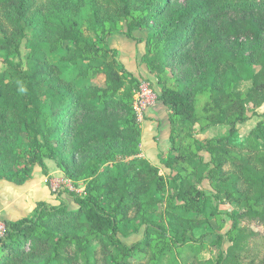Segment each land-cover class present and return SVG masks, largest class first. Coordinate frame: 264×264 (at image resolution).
Returning <instances> with one entry per match:
<instances>
[{
  "label": "trees",
  "instance_id": "1",
  "mask_svg": "<svg viewBox=\"0 0 264 264\" xmlns=\"http://www.w3.org/2000/svg\"><path fill=\"white\" fill-rule=\"evenodd\" d=\"M86 24L96 35L123 27L131 40L149 31L165 60L204 35L195 74L209 94V115L197 112L195 92L163 88L157 97L171 122L164 163L170 178L140 157L133 97L141 84L114 49L83 31ZM31 29L24 70L15 59ZM1 50L10 75L0 74V181L23 186L39 167L50 184L51 159L73 183L88 182L83 194L68 190L73 208L39 202L31 217L4 221L1 264H33L32 254L51 256L42 264H127L137 253L143 264H214L200 257L217 235L211 219L218 210L198 187L204 180L241 208L229 233H239L240 242L217 264H264V119L245 139L238 130L249 121V106L264 105V0H0ZM239 69L250 74L246 94L234 89ZM90 70L104 78L105 89L78 85ZM213 114L220 116L215 122ZM220 125L231 127L229 136L195 138L197 126L203 132ZM62 133L63 145L54 144ZM167 193L173 195L159 215ZM141 230L137 245L119 238Z\"/></svg>",
  "mask_w": 264,
  "mask_h": 264
},
{
  "label": "rangeland",
  "instance_id": "2",
  "mask_svg": "<svg viewBox=\"0 0 264 264\" xmlns=\"http://www.w3.org/2000/svg\"><path fill=\"white\" fill-rule=\"evenodd\" d=\"M83 29H84L83 31L86 34L90 35L96 41H98L100 46H104V45L109 46L108 40L114 35L120 34L127 37L122 33L123 27L121 28L120 26L118 27L108 26L105 31L101 30L97 35L89 28L87 24L84 26ZM113 31H117L119 33H115L114 35H112ZM32 33H33L32 29L28 30L27 39L23 41L20 53L15 59V63L21 65V67L24 70H28V61L30 54V50L28 48L29 47L28 42L29 39L32 38ZM58 39L59 38L56 37L55 40ZM134 39H135L134 41H136L138 44H142L144 46L143 53H139L136 55L138 70H139L137 74L138 76L133 75L139 81L141 87L144 86L150 87L151 90L153 91V94L157 97L158 94L156 91L162 93L163 88L171 89L175 91L188 90L195 92L194 101L197 112L199 113V115L203 117L205 116L207 117L209 114H207L204 109L209 101V94L207 93V91L203 92V90H206V88L200 87L198 85L195 74L196 58L200 55V53L202 52V50L205 48L206 45V40L204 35L198 32L188 45H184L181 48H178V50L174 51L170 56V58L166 60L162 52H160L162 48L156 46L157 39L153 40V37L149 31L143 30V31L135 32ZM104 40H106V43ZM5 54H6L5 51L2 50L0 51V74L3 75L6 74V76L8 77L10 75V66L7 62V57ZM112 54L113 57L117 58L116 59L117 62L123 66L120 60V55L116 49L115 52L113 51ZM256 70L258 69L256 68ZM146 76L150 77L152 80H150V78L146 79L145 78ZM248 77H250L248 71L244 69L243 70L239 69V71H237L234 76V82H235L234 89L241 91L243 94H246L249 88H251L252 86V82L248 80L250 79ZM126 80H128V78ZM226 81H227V77L225 79V82ZM77 83L80 87L89 85V86H97L103 89L106 88L104 78L99 77V74H97L93 70H90L88 77L79 79ZM141 87L139 88V90L134 91L133 106L136 99L138 98V94L140 92ZM154 105L150 107L152 108ZM248 109H249L248 115L250 117L249 118L250 121L251 120L256 122L263 121L264 118L262 117L264 116V107L259 110L257 108H253L249 106ZM216 115L217 114H213V117L210 115V117L212 118L211 119L212 122H215L214 118L218 116ZM143 119L145 120V117ZM207 123L208 122H205L204 125H206ZM140 126H141V121H140ZM200 129L201 128L199 126L196 127L195 131L197 134L195 138L198 140V137H200L199 141L204 142L208 139L204 140L203 139L204 136L203 135L200 136L201 134ZM170 131H171V126H170ZM247 131L245 132L244 130L241 132L243 135L242 136L243 139L248 137L249 135L248 133L250 132ZM66 139L67 137L65 133H62V135L60 136L54 135L52 141L54 144H57L60 141H64ZM60 144L63 145V142H60ZM193 145L194 144L191 143V146ZM187 150H190V148H188V145H187ZM166 159L164 161H166ZM205 159L208 162L210 158H205ZM49 160L53 161V163L55 164L53 166H55V170L57 171L59 176L57 177L52 176L50 178V184H48L49 178L45 177V182L43 185L45 187V192L44 194H41V196H39L33 201L27 200L26 197L29 193H27L26 191L23 192V190L20 189L14 190L10 188L6 183H0V235L3 234L2 231L4 228V224H3L4 221H18L25 217H31L33 215L32 209L38 204L39 201L47 202L48 204L55 207H60L64 205L73 208L76 206L75 201L73 197L69 195L70 193L68 192V190L77 191L81 194L85 193L86 186L88 184L87 181H80L77 184L73 183L57 167V164L54 160L51 159ZM115 162H120V165H124L123 163L124 160L119 157L115 158ZM163 165L165 166V164ZM164 166L159 168L160 173L166 178H170L172 174L168 175L169 172L167 171L165 172V168L167 167ZM35 168L33 171L32 178L34 176ZM0 182H4V181H0ZM169 185L172 186L171 183ZM15 187H20V186L15 185ZM198 187L201 190L208 192V195L212 200V206L216 210H218V213L216 215L214 214L211 219V225L213 226V230L217 233V235L216 236L212 235L207 239L209 244L207 246V249L204 250V252L200 255V257H203L204 260H208L213 262L214 264H217V261L222 252H228V250L233 245H236L240 242L241 235L239 233H235L234 235L231 236L229 235V233L233 227V220L231 218V215L234 212H239L241 208L237 207V205L235 204H230L226 202V198L224 194L220 196L215 190V187L212 186L209 180L205 181L204 183H201L200 185H198ZM172 195H173L172 193L170 194L167 193V195L165 196V201L161 206V212L159 213V215H161L162 211L167 209L170 202L169 200L171 199ZM174 202L175 204H177L176 201ZM209 212L213 213L212 210H209ZM205 230H208V228ZM201 233H203V231ZM119 238L124 244L128 245L129 247L135 244L137 245V243H139L144 239V230H141L139 233L129 236L120 235ZM2 257L3 256L0 254V260H2ZM28 257L33 264H42L45 263L46 260L49 259L51 256H39L37 254L34 255L32 254L29 255ZM145 261L146 258L144 257V254L137 253L134 256H131V258L127 261V264H143L145 263ZM82 262L85 264L84 259H82ZM2 264H9V263H7L6 260H3Z\"/></svg>",
  "mask_w": 264,
  "mask_h": 264
},
{
  "label": "crops",
  "instance_id": "3",
  "mask_svg": "<svg viewBox=\"0 0 264 264\" xmlns=\"http://www.w3.org/2000/svg\"><path fill=\"white\" fill-rule=\"evenodd\" d=\"M108 44L111 49L117 50V52L120 55V60L123 66L126 68V70L132 73V75L138 76L137 74L139 70H138L136 55L139 53H143L144 46L120 34L114 35L111 38H109ZM145 78L149 79L150 77L146 76ZM150 80L152 79L150 78ZM156 92L158 95H161L159 91ZM263 107L264 105L261 108H259V110L262 109ZM258 122L259 121L256 122L253 120L251 121L249 120L248 122H246V124H239L238 125L239 135L244 130L245 132L247 130L251 132L257 126ZM170 126H171V122H170L169 111L167 108H165V105L162 102H159L158 100L155 103V105L151 109H149L145 114V120L144 119L143 121L141 120L142 143L140 148V157L146 159L151 164L159 168L164 166L163 165L165 162L164 160L167 158V156L170 153V149H171ZM230 130L231 127L228 125H220L218 127L214 126V127H209L205 131L201 132L200 136L203 135L204 140L206 139L209 140L213 138H223L229 136ZM242 136L243 135L241 133L240 137L243 139ZM199 138L200 137H198V140H200ZM202 156L204 157V159L210 158V155L208 153H202ZM208 162H210V159ZM45 163L49 169L50 177L59 176V174L55 170V166H53L55 165L53 161L46 159ZM166 171L169 172L168 175L172 174L171 170H168L167 168H165V172ZM43 175L44 174L41 168L37 167L35 168L33 178L23 186L15 187V184L5 181L0 183H6L10 188L14 190L20 189L23 190V192L26 191L27 193H29L26 197L27 200L33 201L39 196H41V194H44L45 192V187L43 186L45 182V175L44 176ZM205 181L207 180H204L203 183ZM36 207L37 205L33 207L32 209L33 213ZM201 259L204 258L201 257Z\"/></svg>",
  "mask_w": 264,
  "mask_h": 264
},
{
  "label": "built area",
  "instance_id": "4",
  "mask_svg": "<svg viewBox=\"0 0 264 264\" xmlns=\"http://www.w3.org/2000/svg\"><path fill=\"white\" fill-rule=\"evenodd\" d=\"M156 100H157V96L153 94V91L151 90L150 87L147 86L141 87L140 92L138 94V98L136 99L133 106L134 111L137 113L140 121L143 120L145 114L151 108L150 106L156 103Z\"/></svg>",
  "mask_w": 264,
  "mask_h": 264
}]
</instances>
